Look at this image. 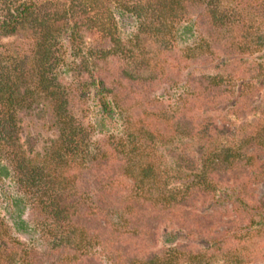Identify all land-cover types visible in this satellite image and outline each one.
Listing matches in <instances>:
<instances>
[{"label": "trees", "instance_id": "obj_1", "mask_svg": "<svg viewBox=\"0 0 264 264\" xmlns=\"http://www.w3.org/2000/svg\"><path fill=\"white\" fill-rule=\"evenodd\" d=\"M258 186L264 0H0V264H264Z\"/></svg>", "mask_w": 264, "mask_h": 264}, {"label": "rangeland", "instance_id": "obj_2", "mask_svg": "<svg viewBox=\"0 0 264 264\" xmlns=\"http://www.w3.org/2000/svg\"><path fill=\"white\" fill-rule=\"evenodd\" d=\"M12 39H5L4 42ZM19 126L21 141L28 143V140L32 139L34 153L43 154L47 152L58 135L47 102L44 100H37L31 108L19 111ZM195 148L196 146L189 140H177L158 147L163 157V167L168 174L171 187L180 186L191 179L193 173L183 169L177 162V155L181 154L182 150L191 152ZM194 156L197 157V154H194ZM258 192L263 193L264 186H258Z\"/></svg>", "mask_w": 264, "mask_h": 264}]
</instances>
